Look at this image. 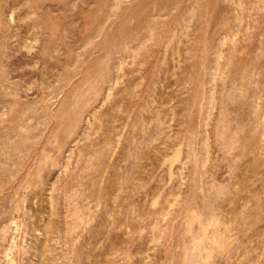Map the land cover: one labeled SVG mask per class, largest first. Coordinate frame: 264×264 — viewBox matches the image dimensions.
Instances as JSON below:
<instances>
[{
    "label": "rangeland",
    "instance_id": "obj_1",
    "mask_svg": "<svg viewBox=\"0 0 264 264\" xmlns=\"http://www.w3.org/2000/svg\"><path fill=\"white\" fill-rule=\"evenodd\" d=\"M0 264H264V0H0Z\"/></svg>",
    "mask_w": 264,
    "mask_h": 264
}]
</instances>
